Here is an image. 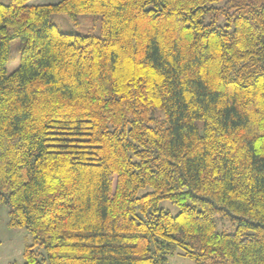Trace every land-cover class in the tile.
<instances>
[{
    "label": "trees",
    "instance_id": "obj_1",
    "mask_svg": "<svg viewBox=\"0 0 264 264\" xmlns=\"http://www.w3.org/2000/svg\"><path fill=\"white\" fill-rule=\"evenodd\" d=\"M0 204L25 264H264V0L0 1Z\"/></svg>",
    "mask_w": 264,
    "mask_h": 264
},
{
    "label": "rangeland",
    "instance_id": "obj_2",
    "mask_svg": "<svg viewBox=\"0 0 264 264\" xmlns=\"http://www.w3.org/2000/svg\"><path fill=\"white\" fill-rule=\"evenodd\" d=\"M10 2L11 0H0ZM59 0H31L32 4H47L58 2ZM51 20L60 29L73 34L99 35L101 29V16L97 14H79L72 16L68 13H54ZM222 24V20L220 22ZM23 42L20 38L14 39L10 44V56L6 65L7 73L10 74L17 69L21 62ZM160 207L170 211L173 215L180 212V207L170 200H162ZM10 208L6 204H0V264H25V249L27 245L33 244L34 235L26 227H12L9 225ZM220 222V220H219ZM221 223V224H220ZM219 230L229 228L226 221L220 222ZM34 250L40 253L42 258L44 248L35 245ZM165 264H196L189 256L183 254L179 247H175L169 252L168 260Z\"/></svg>",
    "mask_w": 264,
    "mask_h": 264
}]
</instances>
